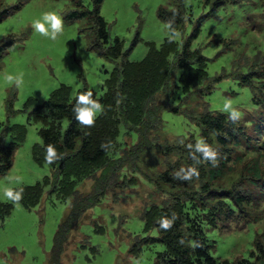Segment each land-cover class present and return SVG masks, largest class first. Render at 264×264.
I'll use <instances>...</instances> for the list:
<instances>
[{"label": "rangeland", "instance_id": "obj_1", "mask_svg": "<svg viewBox=\"0 0 264 264\" xmlns=\"http://www.w3.org/2000/svg\"><path fill=\"white\" fill-rule=\"evenodd\" d=\"M212 1L0 0V11H6L0 19V43L12 39L0 54V145H14L11 163L0 173V188L17 186L12 180L15 176L22 177V185L40 184L39 195L28 206L13 204L0 193V264H47L54 233L68 209L66 194L51 190L59 178L57 170L46 162H36L31 155L32 147L40 144L37 130L42 126L34 105L59 84L66 86L69 96L83 88L97 96L103 79L122 57L139 61L146 55L149 43L157 49L161 47L168 30L167 22L157 15L159 7L177 8L181 13L176 28L182 37L174 41L175 50L167 55L169 63L185 43L201 59L190 62L199 69L200 76L195 86L188 85L194 91L189 98H185L182 85L173 81L169 105L177 110L161 112L163 127L153 137L161 144L165 143L164 137L170 140L174 136H191L200 140L198 125L185 109L191 105L196 111L205 107L229 116L222 109L231 101L242 113L238 121L243 123L250 140L238 150L246 153L214 187L226 188L238 181L242 192L249 196V205H243L244 213L219 219L217 231L208 229L206 233L213 240L211 253L215 257L230 262L240 257L251 260L257 252L261 257L258 261L254 258L252 264H264V251L252 246L253 242L256 247L257 237L264 247V0H224L215 8ZM82 10L83 15H69ZM50 11L59 13L64 21L63 32L54 41L31 26ZM94 12L103 20L106 31L101 45L108 49L112 39L118 38L121 54L117 59L91 46L96 40ZM236 65L243 72L252 69L255 74L241 82L235 74ZM20 72L24 74L20 88L3 79L5 74ZM180 72L181 69L171 71L173 79ZM253 97L259 102H254ZM153 99L159 101L162 96L158 93ZM134 138L133 133L121 137L125 144L120 154L127 157L120 168L124 181L120 180L121 186H115L113 191H105L77 218L61 252L62 264H154L156 253L163 249L156 229L146 225L139 214L146 204L160 202L166 190H171L158 181L159 174L173 176L179 170L175 164L178 155L169 145L162 144L161 150L157 144L139 152L131 162L126 153L131 154ZM252 162H256L257 177L249 169ZM90 182L84 179L76 191L85 193ZM216 190L212 189L211 195H216ZM252 231L256 232L254 239Z\"/></svg>", "mask_w": 264, "mask_h": 264}, {"label": "trees", "instance_id": "obj_2", "mask_svg": "<svg viewBox=\"0 0 264 264\" xmlns=\"http://www.w3.org/2000/svg\"><path fill=\"white\" fill-rule=\"evenodd\" d=\"M223 1L213 0L212 8L219 6ZM5 13V10L0 11V19ZM84 13V10L71 11L69 15ZM157 15L166 22L174 19L175 27L181 20V13L177 8L168 10L159 7ZM94 21L96 40L91 46L99 53L106 52L109 57L117 59L121 54L118 38L112 39V45L108 49L103 47L101 41L106 39V31L104 22L97 12H94ZM11 42L12 39H7L0 43V54ZM174 50V42L164 38L158 49L149 43L146 55L139 61H129L122 57L103 79L101 93L94 95V98L104 106V112L98 115L94 127H82L75 120L72 111L75 97L81 92L88 91L86 88L76 95L69 96L66 86L59 84L50 91L46 99L34 105V112L39 114L42 126L37 130L40 144L32 147L31 155L38 163L46 162L48 145L55 146L57 152L64 154L63 159L49 164L59 175L57 183L51 186V190L57 194L59 192L66 194L69 198L68 209L54 233L47 264H62L61 252L77 218L96 203L105 191L110 189L113 191L115 186H121L120 180L124 181V175L120 170L127 159L120 154L125 144L121 139L124 133L135 134L131 143V154L126 153L129 155V161H134L138 153L144 149L160 144L162 150V144H166L174 148L175 155H178L176 168L187 170L196 167L199 173L198 178L194 176L190 180H182L175 178L179 170H175L173 176H165V173L161 172L158 181L166 184L171 190H166L167 195L160 202L146 204L139 214L146 225L156 229L157 240L164 245L163 249L156 253L154 264H252L254 258L255 261L260 259L261 255L256 252V256L251 260L244 257L232 262L221 260L211 253L213 240L208 238L206 233L208 229L217 231V222L221 221L219 219L227 220L244 213L243 205H249V196L242 192L238 181L236 184L232 182L226 188L214 187V184L223 178L224 173L233 169L234 163L240 161L241 155L246 153L245 150H238V146L245 145L250 140L244 131L243 123L239 121L233 123L226 114L207 110L205 107L201 111L194 110L195 105L185 108L188 110L186 113L190 120L198 125L200 140L203 139L217 151L215 166L210 161H203L198 152L195 155L201 158L202 162L196 164L193 161L191 152L195 151L197 141L191 136H174L170 140L164 137L165 143L162 144L153 137L154 132L163 127L161 112L164 109L177 110L169 105L173 81H178L182 85L185 98H189L194 91L189 90L188 85L195 86L198 82L196 78L200 76L199 69H194L190 62L193 59L200 60L201 56L192 52L185 43L179 52L175 51L172 62L169 63L167 55ZM238 67L240 66L236 65L235 74L239 75L241 82L249 81L251 75L255 74L252 69L250 72H243ZM174 69H181L176 80L171 74ZM248 69L246 67V71ZM158 93L162 96L159 101L153 99ZM253 100L259 102L257 98L253 97ZM189 113L193 114L190 116ZM253 126L254 131H257L255 128L257 122H254ZM108 141H111L112 146L107 147V150L102 149L101 143L105 142L107 145ZM13 147V142L9 145H0V173L10 165ZM249 169L252 170V175L258 176L256 162H252ZM86 178L91 179L88 191L77 192L76 186ZM43 182H46L45 177ZM126 184L132 185V182L127 181ZM21 186L24 191L20 203L28 206L39 195L40 184L36 182ZM156 186L158 187V183ZM214 188L217 189L216 195H211ZM164 219L172 220L171 227L167 230L160 224ZM252 232L254 239L256 232ZM256 242V247L252 242L253 248L260 252L264 251L263 244L257 237ZM195 243L199 246L194 247Z\"/></svg>", "mask_w": 264, "mask_h": 264}, {"label": "clouds", "instance_id": "obj_3", "mask_svg": "<svg viewBox=\"0 0 264 264\" xmlns=\"http://www.w3.org/2000/svg\"><path fill=\"white\" fill-rule=\"evenodd\" d=\"M32 28L36 33H39L41 36L46 37L50 40H56L60 34L63 32L64 21L62 16L54 11L45 12L40 19L33 21ZM168 30V41H181L182 33L174 26V19L169 20L166 25ZM3 79L8 82L10 86H15L20 88L24 83V74L22 72L13 74L3 75ZM224 112L228 113L229 119L235 123L237 122L242 113L235 107L231 101H227L222 109ZM72 111L74 113L75 120L85 128H91L95 126L96 119L98 115L103 114L104 106L96 98L91 90L84 91L79 93L75 97V104L73 105ZM90 133H85L88 135ZM111 141L101 143V148L107 150V147H111ZM189 148L192 149V146L189 145ZM195 151L191 152V158L196 164H200L201 158H198L195 153L198 152L202 156L203 161H210L215 166L217 151L208 145L203 139L198 140L194 147ZM64 154L57 152L55 146L48 145L46 148L45 160L48 164H53L58 160L63 159ZM199 176V173L196 167H190L187 170L181 168L176 174L175 178L182 180H190L193 177ZM17 187H3L0 188V193L7 200L11 201L13 204H19L23 199V187L20 186L23 183L22 177L15 176L12 178ZM11 183V181H10ZM175 219V216L172 217V220ZM172 220L164 219L160 222L161 227L168 229L171 227ZM194 247L199 246L198 243L193 245Z\"/></svg>", "mask_w": 264, "mask_h": 264}]
</instances>
